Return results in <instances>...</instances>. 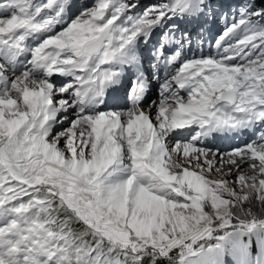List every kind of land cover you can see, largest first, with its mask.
<instances>
[{"label":"snow or ice","instance_id":"snow-or-ice-1","mask_svg":"<svg viewBox=\"0 0 264 264\" xmlns=\"http://www.w3.org/2000/svg\"><path fill=\"white\" fill-rule=\"evenodd\" d=\"M69 3L0 2V264H143L177 249L218 264L236 231L207 250L194 245L213 237L216 220L230 228L238 202L264 201V178L254 174L264 177V130L227 153L204 141L264 123V30L226 45L249 23L239 21L218 38L223 55L184 62L159 101H144L147 84L138 79L120 106L108 88L123 74L129 45L178 9L154 6L125 23L134 5L97 0L29 50V36L65 22ZM26 51L31 59L16 75L12 65ZM70 108L75 119L65 125ZM193 126L191 140L170 139ZM216 156L237 166L235 183L215 178ZM256 228L241 221L237 231ZM239 252L247 259L250 243Z\"/></svg>","mask_w":264,"mask_h":264},{"label":"rangeland","instance_id":"rangeland-1","mask_svg":"<svg viewBox=\"0 0 264 264\" xmlns=\"http://www.w3.org/2000/svg\"><path fill=\"white\" fill-rule=\"evenodd\" d=\"M117 3L120 0H116ZM128 4L134 5L131 7L128 12L125 13V16L122 17V21L125 23H130L131 20H138L144 16L146 12H151L154 6H160L163 8H168L169 4H172L173 9H178V11H172L169 16H166L163 20L159 21L154 27H151L144 34L140 35L131 45H129L126 52V59L128 54H136V49H142L144 47L145 42L152 41V38L157 40L159 49L154 50V48L149 49V53H151V58L145 62L143 59L144 65H148L147 73L144 76L147 77L151 72V69L156 70L157 63L159 62V56L161 53H165V49L168 44H171L170 47V56L167 57V62H172L174 59L175 52L182 53L181 59L184 62L191 61L192 59L198 58L202 55H211L215 56L217 54L223 55L222 48L218 49L216 47L218 38L222 37L223 34L229 29L231 26L236 25L239 21L247 19L249 23L244 25L241 30L235 34L234 37L230 38L225 42V44L232 43L233 40L241 38L247 30H264V27H257L256 23L259 22L261 18L264 19V15L255 16L252 15L253 12L249 11V7L242 6L239 7L234 0H204L203 5H201L200 0H195L193 6L191 8L188 7L189 0H127ZM47 3V0H35V6H39L40 4ZM97 3V0H71V3L67 5V13L63 20L64 23H57L54 26L53 31L49 32L46 36L42 37L41 40L37 38V36L32 35L29 37V42H27V48H34L37 44H39L43 39H46L50 35H54L56 32L61 31L63 28H66L68 24L76 18V16L80 15V13L85 8H91ZM58 10L57 8H54ZM53 9V10H54ZM185 9L189 10V14L187 13V18H184L182 12ZM51 10L50 13L53 11ZM44 15H49L45 13ZM41 17V19H43ZM131 18V20H129ZM200 21L202 26H196V24ZM28 43L30 45H28ZM150 44V43H149ZM157 44H154L156 47ZM29 49V50H30ZM20 61L17 60L18 68H14L12 65L16 75H19L24 71L25 67H27V61L31 59L30 51H26L23 54L19 55ZM138 62L142 63V58L138 55ZM129 62V64H128ZM170 62V63H171ZM127 73L129 74V70L136 71L137 74H140V68L138 65H135L132 61H127ZM183 65V64H182ZM179 65V66H182ZM179 68V67H178ZM180 69V68H179ZM37 77H42L44 75L43 71H37L34 73ZM143 75V72L140 74ZM64 79L62 77H53V80H61ZM70 79L64 80V83H68ZM133 80H138V78L131 77V81L129 80V84H125L126 78H123V75L117 80L118 87L125 86V89L131 87ZM147 82V81H146ZM160 82V83H159ZM157 83L159 85L157 86ZM163 83L161 81L156 82V86L154 90H157L158 93H161L160 84ZM165 84H163L164 87ZM114 87V85H113ZM113 87L108 91L111 94ZM150 90L147 91V100L146 103L151 104L152 101L148 96L150 95ZM182 95H186L183 93ZM128 97V96H127ZM125 96V101L120 104V106H128L129 101ZM128 101V102H127ZM120 103V100L118 101ZM74 111V109H68L67 113H61V115H68V120L64 121L65 125H70L71 121L75 119V117H71L70 114ZM194 127V126H193ZM192 127V128H193ZM63 130V129H61ZM183 133L186 138L184 140H191L192 136L196 134L195 129L191 130V128L184 129ZM175 143V140L173 141ZM231 151V150H229ZM237 190L239 187L237 186ZM243 194V193H241ZM243 221L246 225H250L253 222L256 223L257 228L253 232L255 234H260L264 236V201H259L256 199L255 195L248 200L246 203H237L236 207L232 209V219H231V227L225 229H219V225L222 223L220 220H216L213 227L216 229L213 232V237L211 239H204L199 241L195 248L199 249L201 246L205 250L208 249L210 245H215L219 243L216 237L223 235L225 231H236L237 234L231 238V242L228 244L227 248L231 247L235 241L240 238L249 237L251 233L241 236L237 231L240 227V223ZM264 238V237H263ZM173 260L180 262V264H195L197 260L188 256L187 251H183L181 249L174 250L172 252Z\"/></svg>","mask_w":264,"mask_h":264},{"label":"bare ground","instance_id":"bare-ground-1","mask_svg":"<svg viewBox=\"0 0 264 264\" xmlns=\"http://www.w3.org/2000/svg\"><path fill=\"white\" fill-rule=\"evenodd\" d=\"M0 2H3V0H0ZM56 11L57 10L54 9L51 13L49 12V15H55ZM66 13H67V11L64 13L63 18L65 17ZM43 16L44 15H42L41 17H43ZM41 17L39 19H41ZM48 33L39 34L38 39L41 40V38L46 36ZM29 37H31V36H29ZM28 40H29V38H28ZM28 40H27V42H29ZM143 43H144V47L142 49L138 50L135 48L136 54H128V56H127V58L131 57L130 61H132L134 64L137 63V58H136L137 55H140L141 53H143L144 54V60L147 61L152 57L151 53H149V49L150 48H154V50L159 49L158 48L159 42H157V40L155 38H152V41H150L148 43L145 41H143ZM155 43L157 44L156 47H154ZM28 45H30V44L28 43ZM170 52L171 51L169 49L168 53H170ZM169 56H170V54H169ZM167 57H168V55L163 56L162 57L163 62L160 61L159 65L157 64V66H156V70L151 69V72L148 74V80H147L146 84H147V90L149 89V87H152V90L150 91V95L148 96V98H150L152 102L153 101H159L161 99V95H160L161 93H158L157 90H154V88L156 86V82L161 81L163 83H167L171 78L175 77L177 72L180 70L179 68L182 67V66H179V65L183 64L182 60H176V61H174V62L172 61L170 63V62H167ZM128 64H129V62H128ZM127 67H128L127 65L123 66V74H122L123 78L124 79L126 78L125 84H129L128 81L129 80L131 81V77H134L136 79L138 77V74L136 73L137 70L134 71L133 70L134 68L132 69V71L131 70L128 71L129 74H126L127 73ZM14 68H18L17 62L14 64ZM147 68L149 69L148 65H143L142 70L145 71V73H147ZM62 78L70 79L71 77H62ZM111 87H113V86H111ZM111 87L108 88V91L111 89ZM122 92L127 94V89H125V86H123L120 89L119 95ZM182 93H181V95H182ZM145 98H146V96L144 97V101L146 102ZM70 116L73 117L72 114H70ZM193 129H195V126L193 128L191 127V130H193ZM181 132L183 133V130H181ZM213 134H214V138H211V140H205L204 146H206L208 148H212V149H219L223 153L229 152V148H230L231 143L230 142H223L222 140H220L219 139V133H213ZM173 137H174V139L170 138V139H172V142L176 139H185L186 138L185 135L181 136L177 133H174ZM209 158L210 159L212 158L211 154H210ZM215 159L217 161L218 168H219V171H216L215 169L213 170L215 178L231 180V181H233V183H235L236 182L235 176L237 173V166L229 163L227 156H224L223 158H221L220 156H216ZM238 163H239V161H238ZM246 173H247V170H246ZM254 174L257 176L258 179L264 178V177L260 176L258 170H256V172ZM209 178H213V176L210 174ZM194 247H195V245H194Z\"/></svg>","mask_w":264,"mask_h":264},{"label":"trees","instance_id":"trees-1","mask_svg":"<svg viewBox=\"0 0 264 264\" xmlns=\"http://www.w3.org/2000/svg\"><path fill=\"white\" fill-rule=\"evenodd\" d=\"M240 3H251L250 8L253 11H257L258 9H264V0H238ZM264 20V19H263ZM264 236H261V233L257 235L255 232H252L249 239H255V238H262ZM143 264H180L178 261L173 260V255L171 253L170 257L168 259H155L153 256L149 255L145 258Z\"/></svg>","mask_w":264,"mask_h":264}]
</instances>
